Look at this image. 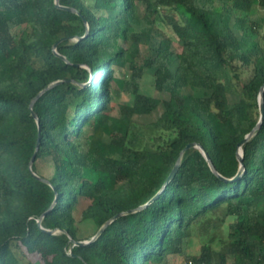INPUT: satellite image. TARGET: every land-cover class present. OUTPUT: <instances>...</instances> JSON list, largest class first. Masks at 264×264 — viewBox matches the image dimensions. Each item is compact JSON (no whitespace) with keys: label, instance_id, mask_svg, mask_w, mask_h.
<instances>
[{"label":"trees","instance_id":"1","mask_svg":"<svg viewBox=\"0 0 264 264\" xmlns=\"http://www.w3.org/2000/svg\"><path fill=\"white\" fill-rule=\"evenodd\" d=\"M236 1H59L73 13L56 0H0V264H35L31 255L41 264H166L172 256L264 264V118L241 147L244 172L229 181L240 171L239 145L259 123L264 87V32L253 24L256 42L237 36L250 21ZM240 1L264 9V0ZM134 3L155 26L150 33L133 32ZM120 41L154 42V53L139 62ZM116 66H128L123 91L133 96L118 117L105 113ZM145 69L155 90L173 83L168 99L144 92ZM152 111L155 121L134 120ZM39 137L33 170L43 177L35 165L49 158V184L29 169ZM191 143L218 175L192 148L160 193ZM81 199L79 221L94 235L117 218L91 244L73 246ZM44 213L41 226L54 234L38 226ZM195 234L208 238L198 254L190 252Z\"/></svg>","mask_w":264,"mask_h":264},{"label":"rangeland","instance_id":"2","mask_svg":"<svg viewBox=\"0 0 264 264\" xmlns=\"http://www.w3.org/2000/svg\"><path fill=\"white\" fill-rule=\"evenodd\" d=\"M235 7L238 8L243 15H246L248 20L250 21V23L247 24L246 26V32L244 33L240 31L236 32L237 36L246 42H256L258 40L259 34H255V29L252 25L257 24L258 26H260L258 31L264 32V9L257 5L244 3L240 0H237L235 2ZM134 13H135V20L132 23L133 32L150 33L155 28V26L150 21L143 18L144 11L140 3H134ZM158 28L166 36L173 39L172 50L178 52L180 50V45L178 43L177 37L172 33V31L168 27L162 24L159 25ZM120 44L129 52H137L139 55L138 57L139 62H142L144 59L150 58L153 55L155 49L154 42L151 44H146L143 42H141L140 44H133L131 42L120 41ZM174 69L175 66L171 68L172 72L174 71ZM113 70H114V80L111 83L110 101L107 105V109L105 113L114 117H118L120 105L131 104L133 101V96L123 91V82L128 79V75L130 71L128 66H124V67L116 66L114 67ZM145 72L147 74L143 78L144 92L162 100L168 99L169 91L173 87V83L171 82L165 83L161 91L155 90L151 85V77L148 75L149 72L148 69H145ZM186 93L191 94L193 92L191 90H187ZM158 114H159L158 111H152L148 115L134 116V120L143 124H147L155 121L158 117ZM70 115H71V111L65 114V116L68 117ZM105 140H107L106 137ZM99 158L100 155L96 153L92 159V162L98 160ZM35 167L43 177L48 178L51 176L52 166L49 158H42L37 160ZM87 177L91 180H95L96 179L95 171H93L92 169H88ZM87 204H88L87 200L81 199L74 212V216L77 221L76 225L78 229V237L79 239H81V241H91L95 236L94 235L95 227L93 226V224H91L90 222L79 221L80 214L82 210L87 206ZM225 231L224 233H226ZM207 239H208L207 236L195 234L190 252L192 254H198L200 245L202 244V242H204ZM28 260H30L35 264H41V260L37 255L29 256ZM183 263L184 262L180 257L172 256L169 258L166 264H183Z\"/></svg>","mask_w":264,"mask_h":264},{"label":"water","instance_id":"3","mask_svg":"<svg viewBox=\"0 0 264 264\" xmlns=\"http://www.w3.org/2000/svg\"><path fill=\"white\" fill-rule=\"evenodd\" d=\"M59 1H60V0H56V6H57L58 8H61V9L65 10V11H68V12H73V13L76 12V11L73 10L72 8H68V7H63V6H61V5L59 4ZM62 40H64V39H62ZM62 40H61V41H62ZM56 46H57V45H55V47H56ZM91 79H92V76H91ZM53 85H54V84H52L51 86H53ZM51 86L45 88L41 93H39V95L36 97V99H37L41 94L45 93V92H46ZM263 92H264V87L261 88V90H260V94H259V107H260V120H259V123H258V125H257V126H256V127H255V128H254V129H253V130H252L247 136H246V138H245V139L242 141V143L239 145L238 158H239V163H240V171L237 173V175H236L233 179H231V180H229V181H235V180H237L238 178H240V176H241L242 173L244 172V168H243V160H242L243 153H242L241 147H242V146H243V145H244V144H245V143H246V142H247V141H248V140L254 135V133L258 130V128H259V126H260V124H261V122H262V120H263V118H264ZM36 99H34V101L32 102V105H31V111H32V113H33V116L36 118V120H37V122H38V118H37L36 114H35L34 111H33V105H34V102L36 101ZM39 144H40V137L38 138L35 152H34V154L32 155V157H31V159H30V162H29V169H30V171L32 172V174H33V175H34L39 181H41V182H43V183H46V184H49V181H48V180H46V179L43 178V177L38 176V175L34 172V170H33V164H34L35 159H36V153L38 152ZM192 148H196V149H198V150L202 153V155H203V156L205 157V159L207 160V162H208V164H209L211 170H212L215 174L218 175V173L216 172V170H215V168H214V166H213L211 160L209 159V157H208V155L206 154V152L204 151V149H203L200 145H198V144L191 143V144H188V145L185 147V149L181 152L180 157L178 158V160H177L175 166L173 167V169H172L170 175L168 176V178H167V180H166V182H165V184H164L162 190L160 191V193L164 190V188L170 183V181H171V180L174 178V176L176 175V173H177V171H178V168H179V165H180V160H181V157H182L183 153H184L185 151H187V150L192 149ZM160 193H159V194H160ZM157 196H158V195H157ZM149 203H150V202H149ZM149 203H147V204L144 205V206L139 207L137 210L142 209V208L148 206ZM130 212H132V211H130ZM46 213H47V212H46ZM46 213H44V214H42V215L40 216L39 220L37 221L38 226L41 228V230L46 231V232H48V233H52V234H54L57 230H56V231H51V230H48V229H44V228L41 226V221L44 219ZM119 216H120V215H119ZM115 218H117V217H115ZM115 218H114V219H115ZM114 219H112V220H114ZM112 220L108 221V222H107V223H106L101 229H99V231L96 233V235L94 236V238H93L91 241H75V240H73L72 238H69V241L72 243L73 246H85V245H89V244H91V243H92V242H93L98 236H100V234L105 230V228L110 224V222H111ZM63 233L66 234V232H63Z\"/></svg>","mask_w":264,"mask_h":264},{"label":"built area","instance_id":"4","mask_svg":"<svg viewBox=\"0 0 264 264\" xmlns=\"http://www.w3.org/2000/svg\"><path fill=\"white\" fill-rule=\"evenodd\" d=\"M183 264H196V263H194V262H192V261H188V262H185V263H183Z\"/></svg>","mask_w":264,"mask_h":264}]
</instances>
